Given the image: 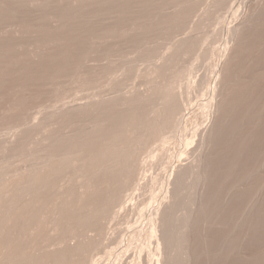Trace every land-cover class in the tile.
<instances>
[{
  "label": "rangeland",
  "instance_id": "374dc122",
  "mask_svg": "<svg viewBox=\"0 0 264 264\" xmlns=\"http://www.w3.org/2000/svg\"><path fill=\"white\" fill-rule=\"evenodd\" d=\"M0 245L264 264V0H0Z\"/></svg>",
  "mask_w": 264,
  "mask_h": 264
},
{
  "label": "bare ground",
  "instance_id": "6f19581e",
  "mask_svg": "<svg viewBox=\"0 0 264 264\" xmlns=\"http://www.w3.org/2000/svg\"><path fill=\"white\" fill-rule=\"evenodd\" d=\"M237 27H238V26H237ZM237 27H235V28H237ZM235 28H234V29H235ZM162 102H163V101H161V102H159V103L162 104ZM159 105H160V104H159ZM212 107H213V104H212ZM178 129H179V128H178ZM181 129H183V128H181ZM179 130H180V129H179ZM179 134H180V132H179ZM46 137H47V139H48L47 134H46ZM46 137H44V140H45ZM49 137H51V136H49ZM53 142H54V141H53ZM55 142H56V141H55ZM57 144H58V143H56V145H57ZM46 145H47V144H46ZM46 145H45V146H46ZM51 145H52V144H51ZM53 145L55 146V144H53ZM53 145H52V148H55V147H53ZM56 147H57V146H56ZM45 148H46V147H45ZM57 148H58V147H57ZM57 148H56V149H57ZM47 150H48V146H47ZM54 150H55V149H54ZM57 151H58V150H57ZM52 152H53V150H52ZM55 152H56V151H55ZM56 153H57V152H56ZM53 154H55V153H53ZM57 154H58V153H57ZM55 156H56V155H55ZM10 194H13V193H10ZM10 194H9V195H10ZM17 194H19V193H17ZM14 196H15V195H13V198H15ZM5 197L8 198L9 196H6V195H5ZM11 197H12V195H11ZM20 198H21V201H22V200H23L22 197H20ZM20 198H19V199H20ZM19 199H18V201H19ZM11 200H12V199H11ZM9 201H10V199H9ZM12 201H13V200H12ZM14 201H15V199H14ZM21 201H19V202H21ZM26 201H27V200H26ZM26 201H25V202H26ZM23 203H24V201H23ZM8 210H9V209H8ZM51 229H53V226H52ZM54 229H55V227H54ZM1 230H2V229H1ZM6 230H7V229H6ZM8 230H9V233H11V232H10V231H11V230H10V227L8 228ZM51 231H52V230H51ZM1 232H2V231H1ZM9 233H8V234H9ZM6 236H7V235H6ZM6 236H5V237H6ZM10 236H11V234H10ZM10 236H9V237H10ZM7 238H8V237H6V239H7ZM6 239L4 238L5 242L2 243V245L4 244V246L6 245L5 243L7 242ZM8 239H9V238H8ZM13 239H14V237H13ZM10 240H11V245H12V242H13L14 240L12 241V238H11V237H10ZM1 242H2V239H1ZM8 243H9V242H8ZM8 243H7V244H8ZM69 243H70V242H69ZM8 245H9V247H10V244H8ZM14 245H15V243H14ZM69 245H70V244H69ZM71 245L74 246V244H72V242H71ZM0 246H1V245H0ZM73 246H72V247H73ZM12 247H15V246L12 245ZM12 247L10 248L11 250H13ZM70 247H71V246H70ZM0 248H3V247L1 246ZM52 248H53V246H52ZM6 249H7V248H6ZM3 250H4V248H3L0 252L2 253ZM11 250H10V252H11ZM6 251H9V250L7 249ZM10 252H9V253H10ZM12 252H13V253H12ZM12 252H11V253H12V256L15 257L16 251H15V253H14V251H12ZM4 253H5V252H4ZM0 255H1V254H0ZM9 255H11V254H9ZM2 257H3V253H2ZM10 257H11V256H10ZM3 258H5V256H4ZM0 259H1V258H0ZM1 260H3V259H1ZM1 260H0V261H1ZM5 260H6V259H5ZM8 260H9V259H8ZM8 260H7V261H8ZM11 260H12V258H11ZM13 261H14V258H13ZM8 262H9V261H8ZM11 263H12V262H11ZM11 263H10V264H11ZM6 264H7V263H6Z\"/></svg>",
  "mask_w": 264,
  "mask_h": 264
}]
</instances>
